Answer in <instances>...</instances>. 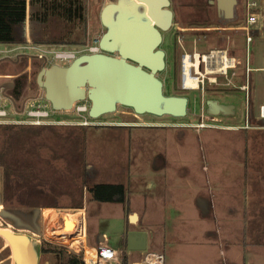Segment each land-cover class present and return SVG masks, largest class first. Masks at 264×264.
I'll return each mask as SVG.
<instances>
[{
  "label": "rangeland",
  "instance_id": "1",
  "mask_svg": "<svg viewBox=\"0 0 264 264\" xmlns=\"http://www.w3.org/2000/svg\"><path fill=\"white\" fill-rule=\"evenodd\" d=\"M129 1L133 0H83L81 22L51 17L41 22L38 16L30 21L29 12L40 9L26 5L23 24L12 30L16 43L0 44V102L10 96L13 79L23 75L19 98H11L16 104L21 98L43 103L36 74L54 63L65 66L52 54H87L106 31L100 21L102 9ZM167 1L171 24L159 30L156 49L163 52L164 67L155 77L162 96L186 99L184 115L135 114L117 104L112 113L91 119L87 112L77 115L70 106L55 109L51 117L67 122L86 119L96 125L0 126V228L15 234L20 243L16 250L0 237V264H59L57 255L39 252L46 231L48 241L79 252L70 244V234L52 231L57 221L48 217L54 212L73 217L83 210L88 245L96 246L101 231L107 244L115 247L122 223H127L122 214L131 197L130 205L138 209L142 199L150 205L152 219H147L146 230L139 226L132 230L131 224L129 230L145 232L144 250L155 248L163 264H218V260L264 264V120L256 117L264 102V27L252 34L247 76L242 33L215 29L242 25L248 1L264 17V0H234L230 18L222 16L215 0ZM227 41L240 65L226 79L205 84L203 94L179 91L181 51L221 48ZM37 50L43 54L40 59L34 56ZM246 84V92L238 91ZM208 101L230 106V114L208 115ZM80 103L89 108L87 101L76 105ZM200 123L207 128H199ZM100 183L122 185L125 201H94L89 189ZM180 205L192 208L183 209L189 218L183 224L171 222ZM140 254L133 252L131 257L136 260Z\"/></svg>",
  "mask_w": 264,
  "mask_h": 264
},
{
  "label": "water",
  "instance_id": "2",
  "mask_svg": "<svg viewBox=\"0 0 264 264\" xmlns=\"http://www.w3.org/2000/svg\"><path fill=\"white\" fill-rule=\"evenodd\" d=\"M167 4V0H133L106 5L100 13V21L106 27L97 43L100 53L80 55L64 67L51 65L40 69L35 83L43 89L44 99L54 109H68L86 99L87 115L91 119L112 113L117 104L132 109L135 114L183 116L186 99L162 96L160 82L155 77L164 67L163 52L156 48L160 42L159 30L167 29L170 24ZM233 4L234 0H216V7L225 18L230 17ZM138 8L142 9L141 13ZM206 105L210 116L231 112L230 106L215 101ZM128 230L125 249L144 251L146 233ZM10 241L18 250V244Z\"/></svg>",
  "mask_w": 264,
  "mask_h": 264
},
{
  "label": "built area",
  "instance_id": "3",
  "mask_svg": "<svg viewBox=\"0 0 264 264\" xmlns=\"http://www.w3.org/2000/svg\"><path fill=\"white\" fill-rule=\"evenodd\" d=\"M244 9L245 17L243 24L236 27H228V29L231 30H227V32L232 31L242 33L245 48L244 73L247 76L250 71L248 68V46L252 41L253 32H257L258 29L264 27V17L258 11L257 6L253 2H246ZM91 49L93 50L91 51ZM195 50V48L191 51L182 50L177 58V87L179 91H194L203 94L205 84H213L218 78L226 79L228 72L234 70L240 65L239 60L230 54L231 50L228 47V41L221 48H207L202 52H197ZM37 52H39V54L34 56L38 59L42 58V52L39 50H37ZM99 53V49L95 47L87 49V54L83 55ZM75 58L76 57L73 54L70 57L64 56V53L59 52L52 54V59L54 61L63 62L65 63V66L69 65ZM261 71L264 73V66L261 68ZM246 86L247 84L238 87V91L246 92ZM2 99L5 101L0 102V126L51 127L76 125L78 127H88L96 125L86 119H82L79 122H67L53 119L51 116L55 109L52 108L44 97H42V100L45 103H40L39 101L41 100L36 101L30 98L22 100L21 98L16 104L10 96ZM83 101L86 103L87 100L84 99ZM76 103L78 102L73 103L70 108H74L77 115L87 112L88 107H86L85 104L80 103L79 105H76ZM256 112V117L264 120V102L258 105ZM211 119L214 120L215 118ZM198 126L199 128H207L206 126L208 125L200 123ZM126 219L127 223H125V225L126 230H128V228H130L129 217L127 216ZM60 220L61 219L58 221L53 220L55 222L57 221L56 227L61 226ZM78 234H82L85 243L86 231L84 222L79 224ZM41 238L45 243L57 244V246L67 249L70 253L77 256L82 261V264H136L139 262H142V264H163L161 254L155 249L144 250L136 260H133L131 257L133 251L125 249L124 235L118 236V241L115 247L108 245L103 236L102 240L98 241L95 247H91L93 252L86 259L81 255L84 252V248L76 253L66 245L47 241L42 235Z\"/></svg>",
  "mask_w": 264,
  "mask_h": 264
},
{
  "label": "trees",
  "instance_id": "4",
  "mask_svg": "<svg viewBox=\"0 0 264 264\" xmlns=\"http://www.w3.org/2000/svg\"><path fill=\"white\" fill-rule=\"evenodd\" d=\"M83 0H0V44H14L12 30L21 25L25 18V7L30 10L34 7L40 9L39 13L29 12V20L44 22L48 17L61 19L65 22L83 21ZM25 83V76L18 75L13 79L9 95L18 99ZM89 192L96 202L123 203L125 201L122 185L96 184ZM41 254H54L58 256L59 264H82V261L67 249L42 243Z\"/></svg>",
  "mask_w": 264,
  "mask_h": 264
},
{
  "label": "crops",
  "instance_id": "5",
  "mask_svg": "<svg viewBox=\"0 0 264 264\" xmlns=\"http://www.w3.org/2000/svg\"><path fill=\"white\" fill-rule=\"evenodd\" d=\"M100 184H102V183H100ZM104 184V183H103ZM105 184H108V183H105ZM132 198V197H131ZM131 198H129V205H128V211L126 212V211H124L123 212V214H122V216L123 217H130V216H132V215H135V217H136V222H130V224L133 226V230H135V228H137L138 226L139 227H141L142 228V230H146V226H147V219H152V217H151V214H152V212H151V207H150V205L149 204H147L146 202H144L143 201V199H142V206L143 207H141V208H136V207H134L133 205H130V199ZM120 204H122V203H120ZM183 209H189L190 211L192 210V208L191 207H184L183 205H180V206H178V208H177V215H176V217H174V218H172L173 220H171V222H173V221H175L176 223H179V224H183V223H186V222H188V219L189 218H187V212H186V215H185V211H183ZM47 211V210H46ZM196 211V212H195ZM45 212V211H44ZM54 212V211H53ZM55 213V212H54ZM54 213H52L51 215H54ZM194 213H196L197 214V216L200 218V219H202L201 217H200V212L197 210V209H194ZM44 214V213H43ZM56 214V217H55V219H53V220H59L60 219V217H61V214H57V213H55ZM62 214H64V213H62ZM72 215V214H71ZM74 216H80L81 218H82V221L84 222V225H85V219H84V217H85V214H84V212H83V210H78V212H77V214H75ZM50 217H48V219H49ZM160 216H159V218H158V220L156 221L157 223L160 221ZM44 219H45V217H44ZM46 220V219H45ZM52 220V219H51ZM52 220V221H53ZM57 220V221H58ZM47 222V221H46ZM162 222L163 223H167V221L164 219V220H162ZM174 222V223H175ZM85 231H86V225H85ZM47 232V231H46ZM46 232L44 233V239H46L45 238V234H46ZM126 232V225H124L123 223H122V230H121V233L120 234H118V236L119 235H124V233ZM87 233V232H86ZM80 235H82V234H80ZM105 237V239H107L106 238V236H105V234H103L101 231H99L98 233H97V238H96V241L98 242V241H101L102 240V237ZM202 236V235H201ZM0 237H2V239H4L6 242H9V243H11L12 244V242L10 241L11 239L12 240H14L18 245L17 246H19V241H18V239H15L14 237H16V235L15 234H13L12 232H10V231H8V230H6V229H3V228H0ZM204 238V237H203ZM81 239H83V236L81 237ZM47 240V239H46ZM13 241V242H14ZM48 241V240H47ZM146 243H148V241H147V237H146ZM146 245V244H145ZM23 247V246H22ZM84 247L86 248V249H88V250H91L92 251V249H91V247L92 246H89L88 245V243H87V235L85 236V243H84ZM153 249H155V248H153ZM17 250V249H16ZM156 250V249H155ZM157 251V250H156ZM91 253V252H90ZM219 262H218V264H221V260H218ZM139 263H142V262H139ZM222 263L223 264H225V261L223 260L222 261Z\"/></svg>",
  "mask_w": 264,
  "mask_h": 264
},
{
  "label": "bare ground",
  "instance_id": "6",
  "mask_svg": "<svg viewBox=\"0 0 264 264\" xmlns=\"http://www.w3.org/2000/svg\"><path fill=\"white\" fill-rule=\"evenodd\" d=\"M93 49H91L92 51ZM116 109V108H115ZM66 110V109H65ZM186 115V114H185ZM55 215H50V218L53 220L55 219ZM133 218H136L135 215H132L129 217V221L132 223ZM46 219V216H45ZM61 221V226L60 227H54L52 229L56 230H64L66 234H70V241L73 246H76L79 249L84 248V252L81 254L84 259H86L90 254H92L93 251L88 250L84 247V237L81 239L82 235L78 234V228L79 224L83 223L82 218L80 216H67L66 214H62L60 217ZM58 220V219H57ZM49 232L51 231L50 229L48 230ZM54 231V232H56ZM91 252V253H90Z\"/></svg>",
  "mask_w": 264,
  "mask_h": 264
},
{
  "label": "flooded vegetation",
  "instance_id": "7",
  "mask_svg": "<svg viewBox=\"0 0 264 264\" xmlns=\"http://www.w3.org/2000/svg\"><path fill=\"white\" fill-rule=\"evenodd\" d=\"M215 4H216V0H215ZM234 5V4H233ZM222 12V11H221ZM222 16L224 17V15H223V12H222ZM230 17H231V15H230ZM229 17V18H230ZM225 18V17H224ZM170 24H171V19H170ZM170 24H169V26H170ZM168 26V27H169ZM216 30H221V31H223V32H227V30H222V29H224V28H222V29H217V28H215ZM215 29H209L208 31H211V30H215ZM166 30V29H165ZM99 125H101V124H99ZM96 185V184H95ZM111 185H115V184H111Z\"/></svg>",
  "mask_w": 264,
  "mask_h": 264
}]
</instances>
